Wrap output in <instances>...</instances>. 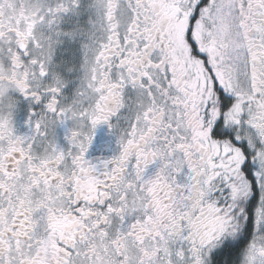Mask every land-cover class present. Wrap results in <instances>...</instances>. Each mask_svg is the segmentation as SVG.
Instances as JSON below:
<instances>
[{
    "label": "snow or ice",
    "instance_id": "obj_1",
    "mask_svg": "<svg viewBox=\"0 0 264 264\" xmlns=\"http://www.w3.org/2000/svg\"><path fill=\"white\" fill-rule=\"evenodd\" d=\"M0 264H264V0H0Z\"/></svg>",
    "mask_w": 264,
    "mask_h": 264
}]
</instances>
